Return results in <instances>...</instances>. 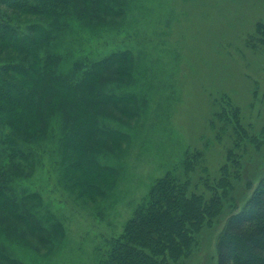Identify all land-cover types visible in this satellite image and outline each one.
Returning <instances> with one entry per match:
<instances>
[{"label":"rangeland","instance_id":"obj_1","mask_svg":"<svg viewBox=\"0 0 264 264\" xmlns=\"http://www.w3.org/2000/svg\"><path fill=\"white\" fill-rule=\"evenodd\" d=\"M110 20L100 26L72 18L53 51L66 57L64 72L76 61L130 52L127 76L115 73L111 82H101L118 100L128 98L98 116L99 126L123 137L107 139L94 154L115 176L103 184L104 197L79 198L61 176L58 144H41L47 152L37 148L32 169L10 174L8 194L33 223L8 215L9 222L0 223V264H95L97 249L121 234L156 180L181 172L194 151L203 160L193 191L205 199L218 195L220 203L187 256L174 264H216L226 220L264 177V31L257 33L264 26V0H126L124 14ZM224 99L235 109L228 110ZM232 127L244 135L231 136ZM82 169L83 180L98 178L83 163ZM221 178L227 186H219Z\"/></svg>","mask_w":264,"mask_h":264},{"label":"trees","instance_id":"obj_2","mask_svg":"<svg viewBox=\"0 0 264 264\" xmlns=\"http://www.w3.org/2000/svg\"><path fill=\"white\" fill-rule=\"evenodd\" d=\"M125 1L0 0V223H8V216L33 223L32 216L18 212V201L7 187L10 174L32 169L37 148L41 154L47 152L40 145L49 139L59 146L61 176L67 186L76 187L77 196L90 201L105 196L107 184H103L115 171L99 164L94 154L107 139L122 135L99 126L98 118L107 114L109 104L128 98L118 100L101 82H111L115 73L120 79L127 76L130 52L113 51L88 64L76 61L64 72L66 57L56 54L53 46L72 18L102 26L124 14ZM22 16L31 20L22 23L18 19ZM260 31H264L262 24ZM228 100L224 99L227 108L233 110ZM242 132L232 127L231 136H243ZM232 151L226 153L228 160ZM191 154L183 160L181 172L174 169L156 180L121 234L97 249L95 264H174L187 256L194 235L220 203L218 195L205 199L193 191V183L202 180L193 181L203 158L199 151ZM82 163L98 174L96 180H83ZM218 181L221 187L228 185L222 178ZM216 264H264V177L243 207L226 220L216 242Z\"/></svg>","mask_w":264,"mask_h":264}]
</instances>
